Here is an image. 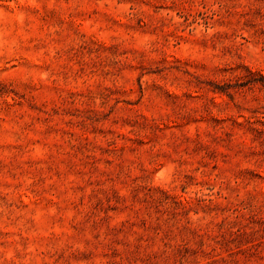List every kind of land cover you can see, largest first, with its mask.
Masks as SVG:
<instances>
[{
  "label": "rangeland",
  "instance_id": "rangeland-1",
  "mask_svg": "<svg viewBox=\"0 0 264 264\" xmlns=\"http://www.w3.org/2000/svg\"><path fill=\"white\" fill-rule=\"evenodd\" d=\"M0 264H264V0H0Z\"/></svg>",
  "mask_w": 264,
  "mask_h": 264
},
{
  "label": "bare ground",
  "instance_id": "bare-ground-1",
  "mask_svg": "<svg viewBox=\"0 0 264 264\" xmlns=\"http://www.w3.org/2000/svg\"><path fill=\"white\" fill-rule=\"evenodd\" d=\"M162 173V172H161Z\"/></svg>",
  "mask_w": 264,
  "mask_h": 264
}]
</instances>
